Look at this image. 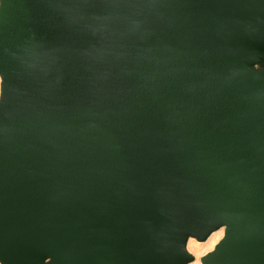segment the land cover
<instances>
[{"label":"water","instance_id":"95a60500","mask_svg":"<svg viewBox=\"0 0 264 264\" xmlns=\"http://www.w3.org/2000/svg\"><path fill=\"white\" fill-rule=\"evenodd\" d=\"M264 264V0H0V264Z\"/></svg>","mask_w":264,"mask_h":264},{"label":"rangeland","instance_id":"374dc122","mask_svg":"<svg viewBox=\"0 0 264 264\" xmlns=\"http://www.w3.org/2000/svg\"><path fill=\"white\" fill-rule=\"evenodd\" d=\"M211 234H214L213 239L209 238V236L204 241H197L194 238H189L187 249L193 254L194 260L187 264H201L200 256L213 248L214 244L222 237L223 230L220 228Z\"/></svg>","mask_w":264,"mask_h":264},{"label":"bare ground","instance_id":"6f19581e","mask_svg":"<svg viewBox=\"0 0 264 264\" xmlns=\"http://www.w3.org/2000/svg\"><path fill=\"white\" fill-rule=\"evenodd\" d=\"M216 231V230H215ZM214 232V231H213ZM212 232V233H213ZM213 237H214V234H210V237L209 238H211V239H213ZM212 241V240H211Z\"/></svg>","mask_w":264,"mask_h":264}]
</instances>
